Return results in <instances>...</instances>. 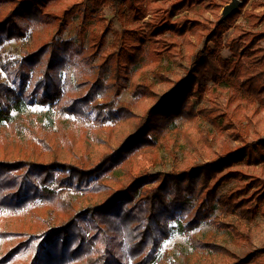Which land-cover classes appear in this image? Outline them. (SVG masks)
I'll return each instance as SVG.
<instances>
[{
	"label": "trees",
	"instance_id": "obj_1",
	"mask_svg": "<svg viewBox=\"0 0 264 264\" xmlns=\"http://www.w3.org/2000/svg\"><path fill=\"white\" fill-rule=\"evenodd\" d=\"M86 2L0 0V48L13 40L30 41V31L39 26L57 25L55 37L27 50L21 59L5 60L0 53V72L5 71L9 81H0V126L12 122L13 110L22 104L50 107L80 120L89 116L86 110L92 105L100 127L108 121L118 125L135 122L136 129L117 148L106 146L98 162L89 167L57 157L48 163L43 153L30 162L0 161V215L29 218L15 233L0 225V242L17 238L13 247L0 254V264H163L168 255L160 257V250L171 237L172 224L181 221L183 231L190 233L210 222L217 210L246 222L240 230L217 217L212 224L252 243L249 224L264 215V179L249 171L264 169V28L260 27L264 14H251L250 28L230 24L236 13L210 29L209 21L188 13L197 4L219 7L213 0ZM118 2L126 5L136 24L119 37L116 46L105 49L106 32L99 36L87 33L93 23H105L104 4L116 6ZM183 12L188 13L181 15ZM79 15L82 22L77 37L59 38ZM23 21L27 24L22 25ZM231 28L232 37L225 45L231 57L224 58L207 42L219 43ZM206 32L204 47L193 54L192 69L171 91L161 95L146 78L135 88L152 105L140 115L125 106L117 107L125 88L145 74H156L164 56L175 58L182 44L189 43L187 51L193 52L194 36L202 40ZM220 85L225 87V95ZM204 99L209 107L202 103ZM200 120L228 133L239 144L214 154L203 137L196 152H211L212 159L170 175L139 166L136 156L146 149H154L156 155L159 142L168 134L184 129L200 132L188 128ZM177 121H183L184 128L177 127ZM70 143L66 142L72 157L75 145ZM117 169L129 173L130 181L124 186L121 178H109ZM230 182L235 183L223 193ZM71 190L95 198L90 206L77 211L62 198ZM38 224L43 227L40 234H36ZM191 243L204 257L199 264H264V247L241 257L215 243L214 235L201 240L191 237ZM32 251L34 256L25 263ZM183 258L191 264L187 255Z\"/></svg>",
	"mask_w": 264,
	"mask_h": 264
},
{
	"label": "rangeland",
	"instance_id": "obj_2",
	"mask_svg": "<svg viewBox=\"0 0 264 264\" xmlns=\"http://www.w3.org/2000/svg\"><path fill=\"white\" fill-rule=\"evenodd\" d=\"M83 1H87L86 4L89 5V1L92 0ZM213 1L220 4V6L211 7L206 6L205 4H197L190 13L183 12L181 15L188 13L192 16L195 15L200 17L203 21H209L210 25L208 28H210L213 27V24L221 20L223 9L226 5L231 4L233 1H238L240 6L234 13H237V15L233 18L230 24L250 28L252 27L251 14H264V7H257V4L264 3V0ZM207 3L210 4V2ZM101 10L105 23H101L102 27L98 23H93V26L89 29L87 35L92 33L99 36L102 31L106 32L105 49H110L112 46H116L119 42V37L126 30L134 28L136 23L129 14L126 5H119V2L116 6H112L111 4L107 6L104 4ZM6 11H8V9H6ZM6 11L3 15L7 13ZM81 22V16H75L72 24L69 25V27H67V29L58 37L62 40L76 38ZM21 24L24 25L27 23L23 21ZM260 27L264 28V21ZM233 31L234 28H231L217 41L222 45L215 41L207 42V45L212 50L220 53L224 58L231 57L229 50L225 45L232 37ZM30 32L32 35L30 41L13 40L0 48V53L5 60L21 59L24 57L27 50H34L40 47L43 43L49 42L57 34V25H42ZM206 39L207 32L202 36V40H198L194 36V42L191 45V50L193 52H188L187 47L190 44L184 43L180 48L181 52H179L175 58L164 56L156 74H145L144 78L139 79L135 85L131 84L121 92L117 100V107L125 106L139 115L143 113L148 105H152V101L139 95L135 86L140 82H144L147 78L145 81L149 82L152 88L158 93L161 95L168 93L174 88L176 82L185 76V72L192 69L191 61L193 54L202 50ZM262 44L264 46V40L262 41ZM80 52L85 56L87 55V53H84L83 51ZM94 61L96 64L99 62V58L97 57ZM81 66L84 67L83 65ZM0 81H4L7 84L9 83L5 71L0 72ZM210 86L212 85L210 84ZM219 87L222 89V94L225 95L227 93L225 87L223 85H220ZM206 98L208 99L207 96ZM205 99L202 103H206ZM206 104L209 107V102ZM86 111L90 113L89 116L80 120L76 117H70L54 111L50 107L22 104L18 109L13 110L12 122L0 126V161L30 162L40 158L41 153H43L45 157L44 159L48 161V163H50L54 157H57V159H60L59 161L62 162L65 159L72 163H78L79 161L82 162L83 165L89 167L98 162V158L101 157L100 154L107 150L106 146H111L113 149L117 148L120 142L136 129L135 122L118 125L113 121H108L103 127H100V123L96 122V113L92 105H89ZM176 126L184 128L183 121H177ZM188 128H198L200 132H195L194 130L186 131L184 129L183 131L175 132L171 135L168 134V137L165 140L159 142L160 148L156 155L153 154L154 149H146L144 154L135 157L138 163H140L139 166L144 165L151 172H162L166 173V175H170L177 169H183L189 165L192 167L194 165L207 163L212 159L211 156L213 155L211 152H209V154L196 152L200 151L198 149L201 148L200 142L204 141L202 140L203 137L207 139V143L212 147L211 151L214 154H223L228 148L236 147L239 144V142L234 140L228 133L218 131L207 121L200 120V123L197 121ZM62 129L64 131H62ZM262 137L264 138V132ZM70 141L75 145L73 148L74 153L72 154L74 156L72 157H69L71 153L66 144V142H68V144L71 145ZM100 141H104L105 144L101 145ZM98 149L101 151L99 154ZM132 159L133 158H131V160ZM143 159H145L146 164ZM240 166L244 167V165ZM25 170H27V168L24 167L23 171ZM249 171L256 173L264 179V169L253 170L251 168ZM128 175L129 173L126 172L125 169L124 171L117 169L115 170L114 175L109 176V178L112 180L121 178V180H124L125 182L122 184L124 186L130 181ZM234 183L235 182H230L225 185L222 192L224 193L227 191ZM62 198H66L76 206L77 211H81L85 207L90 206L95 197L88 196L84 192L71 190L65 192L62 195ZM216 217L219 218L221 223H225L230 227H236L239 230V227L246 222L239 218L238 215H227L221 210L215 211L213 216L210 217V222H203L200 227L190 233H185L183 231V222H174L172 224L173 229L171 237L163 243L160 250V257L165 254L168 255L167 260L163 261V264H188L184 260L183 254L189 257L188 260L191 264H199V261L204 257H201V255H198L197 252H195L191 243V237L201 240L214 235L215 243L237 253L241 257L247 256L252 250L260 251V249L264 247V215H258L257 218L249 224L250 232L252 233V243H246V241L241 238H235L230 230L217 228L211 223ZM28 221V217L12 218L0 215V225L12 233L19 232L21 230L19 229L20 226H23L24 223H27ZM38 227L40 228L36 234H40L43 231L42 225L40 226V224H38ZM16 241L17 238L12 237L10 238L9 243L5 244L0 242V254L2 255L6 248L13 247L16 244ZM33 256L34 252L32 251L29 256H26L25 263H29Z\"/></svg>",
	"mask_w": 264,
	"mask_h": 264
},
{
	"label": "water",
	"instance_id": "obj_3",
	"mask_svg": "<svg viewBox=\"0 0 264 264\" xmlns=\"http://www.w3.org/2000/svg\"><path fill=\"white\" fill-rule=\"evenodd\" d=\"M240 3L238 1H233L231 4L226 5L223 9V15L221 18L222 20H225L227 17L231 16L236 12V10L239 8Z\"/></svg>",
	"mask_w": 264,
	"mask_h": 264
}]
</instances>
